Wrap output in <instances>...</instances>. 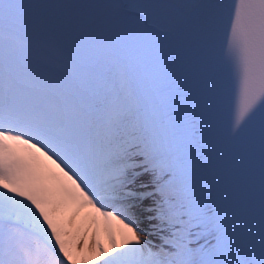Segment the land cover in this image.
Wrapping results in <instances>:
<instances>
[{
    "label": "snow or ice",
    "instance_id": "obj_1",
    "mask_svg": "<svg viewBox=\"0 0 264 264\" xmlns=\"http://www.w3.org/2000/svg\"><path fill=\"white\" fill-rule=\"evenodd\" d=\"M0 264H264V0H0Z\"/></svg>",
    "mask_w": 264,
    "mask_h": 264
}]
</instances>
